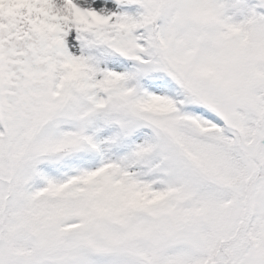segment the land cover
I'll return each mask as SVG.
<instances>
[{"label":"snow or ice","instance_id":"1","mask_svg":"<svg viewBox=\"0 0 264 264\" xmlns=\"http://www.w3.org/2000/svg\"><path fill=\"white\" fill-rule=\"evenodd\" d=\"M0 264H264V0H0Z\"/></svg>","mask_w":264,"mask_h":264}]
</instances>
